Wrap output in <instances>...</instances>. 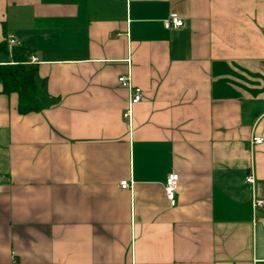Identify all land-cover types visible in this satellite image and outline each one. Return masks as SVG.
<instances>
[{
    "label": "crops",
    "instance_id": "crops-1",
    "mask_svg": "<svg viewBox=\"0 0 264 264\" xmlns=\"http://www.w3.org/2000/svg\"><path fill=\"white\" fill-rule=\"evenodd\" d=\"M10 34L57 101L0 83V264H264V0H0Z\"/></svg>",
    "mask_w": 264,
    "mask_h": 264
},
{
    "label": "trees",
    "instance_id": "trees-1",
    "mask_svg": "<svg viewBox=\"0 0 264 264\" xmlns=\"http://www.w3.org/2000/svg\"><path fill=\"white\" fill-rule=\"evenodd\" d=\"M30 56L31 51L23 46L10 51L8 40L0 42V83L7 95L18 94L21 114L40 112L57 101L47 94L46 80L39 79Z\"/></svg>",
    "mask_w": 264,
    "mask_h": 264
},
{
    "label": "built area",
    "instance_id": "built-area-1",
    "mask_svg": "<svg viewBox=\"0 0 264 264\" xmlns=\"http://www.w3.org/2000/svg\"><path fill=\"white\" fill-rule=\"evenodd\" d=\"M163 25L166 29H170L172 27L181 28L184 26V20L182 18L174 15V16L170 17L169 19L165 20ZM7 40H8V45L10 46V48L22 46V42L19 41V39L13 34H10L8 36ZM31 61L35 62L36 59L32 58ZM119 82L123 87L127 88L129 90V93H130V100H129L127 108L124 111L123 116L131 124L133 121L134 106L143 100L144 90L140 86H136V85L132 84V79H131V76L129 74L121 76L119 78ZM252 144L262 145V144H264V138L259 137V136H253ZM178 182H179V175L178 174L171 173L167 176L166 183H165V191H166L167 198L171 201L172 204H175V202H176V193H177V188H178ZM247 182L253 183L254 182L253 176H249L247 178ZM130 187H131V184L128 181H124L121 183V188H123V189H128ZM256 204L264 205V200H257Z\"/></svg>",
    "mask_w": 264,
    "mask_h": 264
}]
</instances>
